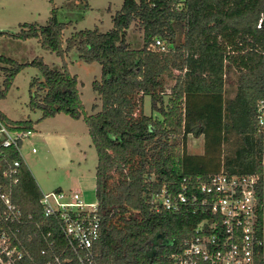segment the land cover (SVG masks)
<instances>
[{"label": "trees", "instance_id": "16d2710c", "mask_svg": "<svg viewBox=\"0 0 264 264\" xmlns=\"http://www.w3.org/2000/svg\"><path fill=\"white\" fill-rule=\"evenodd\" d=\"M68 1L89 7L87 0ZM263 9L264 0H123L108 31L84 28L64 39V30L73 20H60L53 7L45 24L24 22L16 33L0 32L22 40L36 38L45 50L63 59L58 68L40 56L19 63L0 54L4 75L0 100L16 75L32 65L40 76L32 79L28 105L41 113L37 120H13L0 110V119L11 130L34 132L36 123L58 113L83 118L98 156L97 264H163L192 236L204 214L155 211L150 203L151 195L164 185L177 188L184 177L206 179L220 170L199 156L185 155L180 138L203 135L207 151L212 147L219 152L222 145L233 142L234 149L223 153L224 170L261 172L256 103L263 92L262 30L258 27ZM133 23L142 31L139 45L127 38ZM156 39L164 43V50L152 46ZM73 50L85 62L101 65V78L92 84L101 107L91 114L82 101L78 75L70 72L65 59ZM231 71L238 74L237 90L226 100ZM146 96L150 97L149 114L144 110ZM4 153L5 167L20 161L12 200L26 217L32 214L40 222L42 191L34 175L15 147L5 148ZM49 227L56 241L53 251L60 253L65 239L56 223L42 225L45 231ZM25 232L29 231H24V237ZM31 244L41 262L45 258L41 249H48L46 241L39 238Z\"/></svg>", "mask_w": 264, "mask_h": 264}, {"label": "built area", "instance_id": "2783aa9c", "mask_svg": "<svg viewBox=\"0 0 264 264\" xmlns=\"http://www.w3.org/2000/svg\"><path fill=\"white\" fill-rule=\"evenodd\" d=\"M258 27L262 30L263 92L256 103V129L262 145L261 172L229 174L222 167L206 179L184 177L177 188L164 185L153 193L155 211H191L204 214L184 247L168 254L163 264H264V9ZM153 47L164 50L156 39ZM32 131L11 130L0 119V264H97L95 244L100 238L99 203L86 202L80 191H42L39 203L43 220L24 215L12 200L13 186L19 181V160L6 167L4 150L21 145ZM36 148H32L35 152ZM22 156V155H21ZM56 223L65 245L53 251L54 232L43 224ZM34 229H26L29 226ZM29 232L24 237V231ZM43 239L45 258L38 261L28 244ZM50 251V253H48ZM53 251V252H52Z\"/></svg>", "mask_w": 264, "mask_h": 264}, {"label": "rangeland", "instance_id": "374dc122", "mask_svg": "<svg viewBox=\"0 0 264 264\" xmlns=\"http://www.w3.org/2000/svg\"><path fill=\"white\" fill-rule=\"evenodd\" d=\"M79 1L68 0H0V32L16 33L24 22L45 24L56 7L60 20L72 19L73 24L64 30V39L71 32L98 27L108 31L113 26L112 15L115 14L123 0H87L89 7L78 5ZM142 31L133 23L128 32V41L132 45L141 43ZM182 36L180 35V39ZM0 54L11 57L19 63L31 62L40 56L44 62L61 68L63 59L54 52L45 50L36 38L18 39L7 33L0 34ZM69 70L77 74L78 88L86 111L91 114L101 107V100L94 92L92 84L101 78V65L98 62L88 63L82 60L76 50L65 57ZM40 76L39 69L26 65L15 77L5 98L0 100V108L13 120H37L40 111L30 109V85L32 79ZM238 74L231 71L227 74L224 99L228 100L236 93ZM4 75L0 70V89ZM95 104H98L95 107ZM144 110L151 112L150 97H145ZM38 130L24 139L21 145V155L29 166L39 187L45 192L57 189L80 191L86 202H95V174L98 156L88 127L83 118L74 119L67 114L58 113L38 123ZM179 142L185 155L199 156L209 166L221 169L223 153L231 152L235 144L227 142L222 145L220 152L206 149V138L201 135H188ZM210 146V145H209ZM35 147L36 151L32 152ZM196 160V159H195Z\"/></svg>", "mask_w": 264, "mask_h": 264}, {"label": "crops", "instance_id": "0c3cea01", "mask_svg": "<svg viewBox=\"0 0 264 264\" xmlns=\"http://www.w3.org/2000/svg\"><path fill=\"white\" fill-rule=\"evenodd\" d=\"M225 87H226V85H225ZM224 94H225V93H224ZM96 105H98V104H96ZM0 110L3 111L1 108H0ZM3 112H4V111H3ZM4 113H5V112H4ZM5 114H6V113H5ZM6 115H7V114H6ZM7 116H8V115H7ZM8 117H9V116H8ZM38 125H39V124H38ZM38 125H37V124L34 125L35 131L32 133V135L37 133L36 131L38 130ZM41 191H43V190H41Z\"/></svg>", "mask_w": 264, "mask_h": 264}]
</instances>
